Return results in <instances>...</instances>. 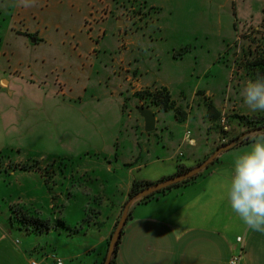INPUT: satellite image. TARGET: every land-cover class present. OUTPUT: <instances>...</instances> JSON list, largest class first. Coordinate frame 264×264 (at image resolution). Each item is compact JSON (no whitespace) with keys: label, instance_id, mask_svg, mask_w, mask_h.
<instances>
[{"label":"crops","instance_id":"1","mask_svg":"<svg viewBox=\"0 0 264 264\" xmlns=\"http://www.w3.org/2000/svg\"><path fill=\"white\" fill-rule=\"evenodd\" d=\"M38 1L34 7L25 8L20 4L17 9L28 17L36 15L40 23L50 25L48 21H51L54 24V28L51 25L39 30V36L43 35L45 40L32 45L24 42L23 46L10 42L2 44L0 49V157L28 160L39 157L59 163L93 150L100 154L120 153V148L109 149L107 137L108 130L125 129L123 110L119 108L122 102L119 104L118 100L130 87L131 90L141 89L139 77L131 75L132 67L142 74V84L146 81L147 86L160 84L168 87L174 96L185 95L192 88L195 89L191 93L205 92L204 96L211 97L221 115L233 114L230 120L234 130L233 134L225 136L219 121L208 124L199 118L200 114H193L194 120L189 117L182 123H165L166 113H158L155 130L143 134L147 143L141 144L140 135L133 138L126 145L131 151L125 158H117L115 166L111 162L106 170L112 173L114 169L117 173L116 169L122 166L127 170L125 179L112 174L109 177L112 176L117 186L121 180L125 182L126 198L134 181L156 184L174 177L179 166L194 168L221 144L246 133L247 128L234 116L264 114L252 112L244 104L241 92L253 78L248 71L240 69L231 79V64L228 67L216 57L223 49L219 42L215 49L204 48L206 52L214 50L216 56L205 64L206 74L198 78L195 87V80H187L185 70L180 75L182 59L172 58L171 53H167L186 45V39L178 33L179 21L171 23L174 29L169 23L165 24L166 35L159 45L160 60H155L156 57H138L132 62L125 58L107 59V50L115 45L113 38L105 39L101 50L95 54L86 39L81 42L79 52L73 44L63 41L64 37L76 35L81 23L67 29L70 25L61 26L60 20L65 16L67 22L75 13L84 18L89 11L86 5H80L77 12L73 10L75 0H45L46 6L39 9ZM138 1L159 4L166 18L179 20L198 16L206 19L212 29L216 28L217 36L230 46L236 29L258 26L264 19V0ZM62 37V41H57ZM15 68L22 71L18 77H15ZM173 69L179 76L173 74ZM57 73L67 84L66 95L58 92ZM168 118L174 120L172 115ZM78 134L82 138L77 139ZM192 140H195L194 146ZM251 144L252 140L239 143L222 153L201 176L185 186L147 202H134L116 264H230L236 255L240 256L238 264H264V233L247 228L225 198V185L233 162L250 150ZM21 154L24 157H19ZM19 177L22 174L0 173V264H31L32 259L41 264H56L55 258L62 259L63 264H101L124 202L110 206L106 214L98 213L103 205L93 203L94 200L80 204L87 219L74 225L69 216L74 210L77 190L64 187L57 193L66 195V200L62 206L52 204V213L48 215L51 222L62 219L64 223L47 234H33L13 219L11 201L24 191L43 194L44 188L42 184L35 190L27 185L16 186L12 180ZM97 193V188H91L92 196ZM240 237L242 242L238 241Z\"/></svg>","mask_w":264,"mask_h":264},{"label":"rangeland","instance_id":"2","mask_svg":"<svg viewBox=\"0 0 264 264\" xmlns=\"http://www.w3.org/2000/svg\"><path fill=\"white\" fill-rule=\"evenodd\" d=\"M45 2V0L38 1L39 9L46 6ZM19 5V0H0L1 50L2 44L10 42L22 46L24 42L29 45L40 43L45 39L43 35L42 37L39 36V30L47 29L51 27V25H54L51 21H48L50 25L46 22L42 23V21L40 23V19L39 17L37 19L36 15L28 17L22 14L21 11L17 9ZM69 5L71 6L70 3ZM80 5H86L89 9L84 18H82V14L75 13L74 17L71 15L69 16L70 19L67 22L65 21V16L60 20L61 24H59L61 26H63V24L65 26L68 24L70 25V28L67 29H71L73 25L77 27V24L81 23L79 32L76 35L64 37L63 41L73 44L75 47L74 49L79 52L81 42L86 39L87 41L85 42H88L94 47L93 52L95 54L101 50V44L105 39L113 38L115 45L113 49L107 50L109 51V54L106 56L107 59L125 58L126 61L132 62L138 57H156L155 60H160L162 51L159 45L163 42L164 36L166 35L165 24L169 23L171 28L174 29L171 23L176 24V22L179 21L180 29L178 33H181V36L186 39V45H184L183 48L171 49L167 51V53H171L172 58L182 59L180 75L182 76L185 70V73H187V80L190 82L195 80L194 87L196 86L198 78L206 74L207 67H205V64L210 63L209 61L212 57L216 56L214 50L212 52H206L204 48L215 49L218 42L223 46L220 54L216 57H219V60L223 61V64L228 67L231 64V79L235 78V73L239 72L240 69L247 72L245 64H247L249 58H251L249 56L250 49L254 50L255 53L257 51H264V19L258 26L251 25L245 29H239V31L236 29L237 32L232 40L233 44L230 46L229 43H227V45L225 44V40L222 41L221 36H217V32L214 31L216 28L212 29V25H210L206 19L199 18L198 16H188L179 20L167 17L168 20H166L167 18L165 11H163V7L156 3L138 0H75V3L73 2V6H75L73 10L78 12ZM196 11L197 14H199V8ZM214 24L216 25V23ZM37 28H39L38 31H35ZM62 39L63 37L57 41L60 42ZM134 47L139 48L138 50H134ZM141 48L144 50H141ZM1 50L0 54L2 53ZM206 55H208V57H206ZM179 66L180 65H178V67ZM173 72V74L179 76L177 70L173 69ZM20 73H22V71L17 69L15 77H18ZM131 75L135 78L139 77L138 80L140 81L141 89L131 90L130 87V89L123 94L122 100H118L119 104L122 102L119 108L123 110L122 112L124 115H122V119L123 122L125 119V129L119 132L115 129L108 130L107 137L109 149L110 147L111 149L112 147H116L117 150L120 148L122 149L120 153L114 154L108 152V154H100L93 150L84 155H77L74 160L64 159L59 163L57 161L50 162V160L47 161L39 157L30 158L28 160L23 154L19 155V157H24V159H13L11 157L6 159L4 156L0 157V173L6 171L12 173V175L22 174V177L16 178V181L12 180L13 184L16 186L27 185L33 188V190L40 188L42 184L44 188L43 194H40V192L36 194V191H24L21 196L16 195L12 198V217L14 220L18 221L23 228L27 229L29 233L47 234L53 227H56L57 221L64 223L62 219H56L54 222H51V217L48 215L52 213V210H50L52 204L62 206L67 196L59 195L57 192H60L61 189L68 186L77 190V199L73 201L75 204L74 210L70 212L69 216V220L74 225H77V223L83 219H87L85 210H80V204L85 202L91 203L94 200L93 203L103 205L98 213L106 214L110 206L115 204L119 206L124 202L115 224L117 227L126 206L127 191L124 181L122 182L121 180V182H119L120 185L117 186L111 178L112 176H116L118 179H125L127 170H124L123 166L116 169V171L118 170L117 173L114 172V169H112V173H108L106 170L111 162L114 163L115 166V160L117 158H125L124 155L131 151V148L126 147V145L129 144L133 138H137L140 135L141 144L147 143L143 134L153 131L148 132L146 130V123L144 124L145 118L140 113L141 108L151 110L155 116L160 112L166 113V118H164L165 123L177 121L182 123L189 117L191 120H194L193 114H200L203 118H199L204 119L208 124L213 122L217 124L219 121V124L223 127V134H225V136L233 134L234 129L230 122V118L233 114L226 113L221 115L213 105L211 97L204 96L205 92L196 91L191 93L195 89L192 88L191 91L187 90L188 93L185 95L182 93V96H174L169 92L168 87H163L156 83H150V85L147 86L146 84H148V81L145 82L146 84H142L140 76L142 74H138V71H135L134 67H132ZM55 77V84L58 92L61 95H66V82L61 78L59 73L55 74ZM190 84L191 83H189V85ZM147 92L152 94L164 92L168 94L174 109L165 111L153 104L152 96L139 95V93L146 94ZM194 94L196 97L193 96ZM112 103L114 105L115 101ZM211 105L215 109H211ZM171 115L174 117V120L168 118V116ZM251 118V120L256 119L255 117ZM117 135H119V137L116 139L115 136ZM79 136L81 137V135L78 134L77 139L80 138ZM103 142L104 141H102V143ZM97 143L99 144V141ZM212 153H210L209 156ZM111 174L112 176L109 178ZM56 187L59 189L57 190ZM94 187L98 190L95 197L90 194L91 188ZM55 189L57 191H55ZM42 205L46 211L43 209ZM42 223L47 226V229L38 231ZM114 231L115 227L113 232ZM110 240L109 238V243ZM108 248L109 246L107 244V250Z\"/></svg>","mask_w":264,"mask_h":264},{"label":"clouds","instance_id":"3","mask_svg":"<svg viewBox=\"0 0 264 264\" xmlns=\"http://www.w3.org/2000/svg\"><path fill=\"white\" fill-rule=\"evenodd\" d=\"M19 2L25 8L37 4V0ZM241 96L252 112H264V76L257 75L255 80L249 81ZM191 144L194 146L195 140ZM225 190L232 211L247 228L264 233V133L254 134L250 150L234 160ZM230 264H236V261H230Z\"/></svg>","mask_w":264,"mask_h":264},{"label":"trees","instance_id":"4","mask_svg":"<svg viewBox=\"0 0 264 264\" xmlns=\"http://www.w3.org/2000/svg\"><path fill=\"white\" fill-rule=\"evenodd\" d=\"M249 56L251 58H249L247 64H245V69H247L248 73L252 76L253 80H255L257 78V75L264 76V51H259V52L257 51L255 53L254 50L250 49L249 50ZM139 95L152 96L153 97V100H152L153 104H155L156 106L160 107L161 109H163L165 111H169V110L174 109V106H173V103L171 102L170 96L168 94L164 93V92H160V93H157V94H152V93H148L147 92L146 94L145 93L144 94L139 93ZM210 107H211V109H215L212 105ZM234 118H236L240 122V125H243V126H245L247 128V131H245L246 133L252 132V134L248 135L244 140L241 141V143H245V142L251 141L254 134H262V133H264V114L255 116L256 119H253V120H251L252 118L249 117V116L236 115V116H234ZM230 122L232 123L231 120H230ZM242 134H245V133H242ZM240 135L238 137H240ZM235 139L236 138H231L227 143H224L221 146H224V145L232 142ZM221 146H219V147H221ZM208 157H209V155L207 157H205L204 160H206ZM218 159H219V157L215 160V162ZM204 160H200L196 165H199ZM190 169H192V168L185 167V166L181 165V166H179V170L175 174V176H177V175H179L181 173H184V172H186V171H188ZM204 171H202L199 175H197V176H195V177H193V178H191L189 180H186L184 182L175 184V185L169 187L166 190H163V191H161L159 193H156V194L150 195L148 197H145V198L139 200V202L150 201V200L156 198L160 194H164V193H166V192H168V191H170V190H172L174 188L180 187V186H185V185L191 183L192 181H194L195 179H197L199 176H201ZM165 180H167V179H164L163 181H165ZM153 184H155V183L134 181L133 184H132L131 190L128 193L127 202L129 200H131L137 193H139L143 189H145V188H147V187H149V186H151ZM127 202H126V204H127ZM129 219H130V212H129ZM62 224H63L62 222L61 223L59 221L56 222V226H59V225H62ZM40 227L41 228H39L38 231L47 229V226L45 224H43V223L40 224ZM115 229H116V226H115ZM124 230H125V227L123 229L122 236L124 234ZM113 233L114 232H112V234L110 236V239H111ZM122 236H121L120 240L118 241V244H117V246L115 248V252H114V255H113V259H112V264H116V259H117L119 248H120V245H121V242H122ZM108 246H109V241H108ZM107 253H108V250H107L106 255H105V257H104V259H103L101 264H104L106 256H107Z\"/></svg>","mask_w":264,"mask_h":264},{"label":"water","instance_id":"5","mask_svg":"<svg viewBox=\"0 0 264 264\" xmlns=\"http://www.w3.org/2000/svg\"><path fill=\"white\" fill-rule=\"evenodd\" d=\"M140 113L141 115L145 118V123H146V130L148 132L154 131L155 130V124H156V116L154 115V113L146 108H141L140 109ZM252 134V132H248L243 134L242 136L236 138L235 140H233L232 142L221 146L219 148L216 149L215 152H213L206 160H204L202 163H200L199 165L195 166L194 168L181 173L177 176L171 177L165 181L153 184L145 189H143L142 191H140L139 193H137L131 200H129L124 208V212L122 214V217L111 237L110 243H109V248H108V253L105 259L104 264H112V259H113V255L115 252V248L118 244V241L120 240L121 236H122V232L123 229L125 227V225L127 224V221L129 219V212H130V207L131 205L136 202L139 201L145 197H148L150 195L159 193L163 190L168 189L169 187L184 182L186 180H189L197 175H199L202 171H204L205 169H207L211 164H213L215 162V160L219 157V155H221L222 153L229 151L230 149L234 148L236 145H238L239 143H241L242 140H244L248 135Z\"/></svg>","mask_w":264,"mask_h":264},{"label":"built area","instance_id":"6","mask_svg":"<svg viewBox=\"0 0 264 264\" xmlns=\"http://www.w3.org/2000/svg\"><path fill=\"white\" fill-rule=\"evenodd\" d=\"M238 241L239 242H242V238L241 237L238 238ZM233 260H235L236 261V264H238L239 261H240V256L239 255H236L235 257H233V259L231 261H233ZM55 261H56V264H61V262L63 264V260L60 259V258L59 259L58 258H55ZM31 264H41V263L38 260L32 259L31 260Z\"/></svg>","mask_w":264,"mask_h":264}]
</instances>
